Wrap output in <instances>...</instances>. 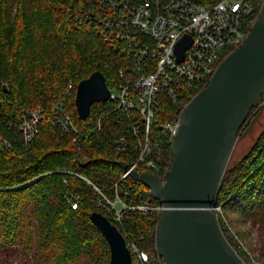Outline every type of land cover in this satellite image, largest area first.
Wrapping results in <instances>:
<instances>
[{
    "label": "trees",
    "instance_id": "obj_1",
    "mask_svg": "<svg viewBox=\"0 0 264 264\" xmlns=\"http://www.w3.org/2000/svg\"><path fill=\"white\" fill-rule=\"evenodd\" d=\"M195 1L213 5L220 0ZM93 9L92 0H0V139L11 143L0 147V264H109L110 246L91 220L99 212L116 224L99 205L106 202L103 195L112 201L118 196L129 206L160 203L119 164L132 165L144 149L141 118L111 100L94 103L86 119L78 113L79 82L94 72L103 73L108 88L121 80L122 53L85 20ZM202 88L185 90L177 100L158 97L149 133L153 152L147 156L158 169L140 165V172L164 177L173 162V137L160 124L177 118ZM55 107L74 119L77 143L53 125ZM39 108L44 109L40 131L26 144L11 124ZM122 136L128 138L126 151L116 148ZM213 206L239 211L264 226V132L229 166ZM158 219L156 211L129 209L118 227L158 255ZM9 255L15 258L8 260Z\"/></svg>",
    "mask_w": 264,
    "mask_h": 264
},
{
    "label": "water",
    "instance_id": "obj_2",
    "mask_svg": "<svg viewBox=\"0 0 264 264\" xmlns=\"http://www.w3.org/2000/svg\"><path fill=\"white\" fill-rule=\"evenodd\" d=\"M190 44V37L179 42V61ZM263 96L264 0L246 41L223 58L208 83L179 109L173 162L164 177L119 162L162 205L155 241L165 264H247L226 236L213 203L228 173L239 132ZM109 97L105 76L94 72L77 86L79 115L88 118L92 105ZM91 220L110 246L109 264H132L119 228L99 212L92 213Z\"/></svg>",
    "mask_w": 264,
    "mask_h": 264
},
{
    "label": "built area",
    "instance_id": "obj_3",
    "mask_svg": "<svg viewBox=\"0 0 264 264\" xmlns=\"http://www.w3.org/2000/svg\"><path fill=\"white\" fill-rule=\"evenodd\" d=\"M92 2L94 9L85 14L86 22L94 27L102 41L122 53L123 65L118 73L121 80L109 88L108 100L115 102L117 108L137 114L145 125V146L138 160L130 165L131 169L139 171L140 165L158 169L157 163L147 157L153 152L149 133L158 97L165 94L177 100L185 90L204 87L223 58L246 41L259 16L262 0H220L213 5L195 0ZM185 37L191 38V44L179 61L177 48ZM43 111L41 108L28 110L20 120L12 122L24 143H29L39 133ZM53 125L63 134L70 135L73 142H78L80 131L64 108L53 110ZM178 125L179 116L170 123L160 124L171 132L172 137ZM127 139L122 136L115 141L118 151L128 149ZM4 144L11 145L8 140L0 139V147ZM103 198L106 202L100 200L99 205L113 215L117 227L121 226L126 210L159 214L162 209L161 203L151 204L147 200L129 206L118 196L114 201L104 195ZM123 236L132 264H165L159 255L140 247L128 234Z\"/></svg>",
    "mask_w": 264,
    "mask_h": 264
},
{
    "label": "rangeland",
    "instance_id": "obj_4",
    "mask_svg": "<svg viewBox=\"0 0 264 264\" xmlns=\"http://www.w3.org/2000/svg\"><path fill=\"white\" fill-rule=\"evenodd\" d=\"M264 132V96L255 107L244 126L239 132V139L235 148L230 165H234L244 155L250 152L256 140ZM229 165V166H230ZM226 186V185H225ZM229 184H227V187ZM216 214L223 228L232 240L233 246L238 247L242 257L247 264H264V226L260 225L254 218H249L239 211L224 210L216 206ZM13 260V255L8 256Z\"/></svg>",
    "mask_w": 264,
    "mask_h": 264
},
{
    "label": "flooded vegetation",
    "instance_id": "obj_5",
    "mask_svg": "<svg viewBox=\"0 0 264 264\" xmlns=\"http://www.w3.org/2000/svg\"><path fill=\"white\" fill-rule=\"evenodd\" d=\"M224 56V55H223Z\"/></svg>",
    "mask_w": 264,
    "mask_h": 264
}]
</instances>
